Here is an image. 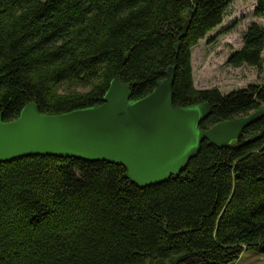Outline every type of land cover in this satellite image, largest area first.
Returning a JSON list of instances; mask_svg holds the SVG:
<instances>
[{
  "label": "trees",
  "instance_id": "obj_1",
  "mask_svg": "<svg viewBox=\"0 0 264 264\" xmlns=\"http://www.w3.org/2000/svg\"><path fill=\"white\" fill-rule=\"evenodd\" d=\"M233 0H0V114L60 115L131 99L174 69L175 107L208 104L213 125L264 108V83L222 94L194 86L191 50ZM264 16V0H254ZM251 23L226 64L264 62ZM264 256V118L223 149L201 144L184 172L140 188L106 162L29 156L0 164V264H231Z\"/></svg>",
  "mask_w": 264,
  "mask_h": 264
},
{
  "label": "water",
  "instance_id": "obj_2",
  "mask_svg": "<svg viewBox=\"0 0 264 264\" xmlns=\"http://www.w3.org/2000/svg\"><path fill=\"white\" fill-rule=\"evenodd\" d=\"M173 80L174 69L169 68L150 94L132 100L130 87L113 79L100 106L48 116L29 104L8 123L0 115V163L31 155L103 161L123 166L128 179L146 188L178 176L203 142L223 149L264 118L260 107L200 129L211 114L210 106L174 107Z\"/></svg>",
  "mask_w": 264,
  "mask_h": 264
},
{
  "label": "rangeland",
  "instance_id": "obj_3",
  "mask_svg": "<svg viewBox=\"0 0 264 264\" xmlns=\"http://www.w3.org/2000/svg\"><path fill=\"white\" fill-rule=\"evenodd\" d=\"M254 7V0H233L222 24L191 50L193 81L197 90L215 88L226 94L251 84L264 83V62L261 72L253 67L232 68L226 64L228 57L242 47L243 34L251 23L264 27V16L256 17ZM231 264H264V256L247 251Z\"/></svg>",
  "mask_w": 264,
  "mask_h": 264
},
{
  "label": "bare ground",
  "instance_id": "obj_4",
  "mask_svg": "<svg viewBox=\"0 0 264 264\" xmlns=\"http://www.w3.org/2000/svg\"><path fill=\"white\" fill-rule=\"evenodd\" d=\"M125 85H126V84H125ZM112 97H113V95L110 96V98H109V104L112 102ZM103 98H104V97H103ZM103 103H104V102H103ZM103 103H102V105H103ZM28 105H29V104H28ZM28 105H27V106H28ZM34 105H35V104H34ZM100 105H101V104H100ZM100 105H96V106H100ZM35 106H36V105H35ZM173 106H174V105H173ZM25 107H26V106H25ZM93 107H95V106H93ZM174 107H175V106H174ZM36 108H37V106H36ZM89 108H91V107H89ZM85 109H87V108H85ZM22 110H23V109H22ZM37 110H38V108H37ZM81 110H82V109H81ZM76 111H77V110H76ZM38 112H39V110H38ZM72 112H73V111H72ZM39 113H40V112H39ZM69 113H70V112H69ZM40 114H43V113H40ZM66 114H67V113H66ZM0 115H1V114H0ZM43 115H47V114H43ZM60 115H62V114H60ZM48 116H57V115H48ZM1 119H2V115H1ZM24 121H25V120H23L22 123H24ZM2 122H4L3 119H2ZM4 123H5V122H4ZM6 123H8V122H6ZM257 123H258V122H257ZM254 124H255V123H254ZM251 126H252V125H251ZM199 128H200V125H199ZM200 129H201V128H200ZM200 149H201V147H200ZM217 149H218V148H217ZM199 152H200V151H199ZM197 155H198V154H197ZM197 155H196V156H197ZM31 156H39V155H31ZM26 157H29V156H26ZM53 157H57V156H53ZM20 158H24V157H20ZM66 158H71V157H66ZM16 159H17V158H16ZM73 159H75V158H73ZM193 159H194V158H193ZM13 160H14V159H13ZM76 160H78V159H76ZM10 161H11V160H10ZM80 161H83V160H80ZM190 161H191V160H190ZM190 161H189V162H190ZM7 162H8V161H7ZM84 162H88V161H84ZM100 162H103V161H100ZM3 163H5V162H3ZM106 163H108V162H106ZM0 164H1V163H0ZM109 164H113V163H109ZM115 165H117V164H115ZM119 166H121V165H119ZM187 166H188V165H187ZM122 167H123V166H122ZM123 168H124V167H123ZM186 168H187V167H186ZM186 168H185V169H186ZM124 169H125V168H124ZM125 170H126V169H125ZM184 171H185V170H184ZM184 171H182V172H184ZM182 172H181V173H182ZM126 173H127V170H126ZM181 173H179L178 175H180ZM171 177H176V176H171ZM126 178H127V177H126ZM169 178H170V177H169ZM169 178H168V179H169ZM127 179H128V178H127ZM168 179H167V180H168ZM129 180H130V179H129ZM167 180H166V181H167ZM130 181H131V180H130ZM131 182H132V181H131ZM132 183H133V182H132ZM163 183H164V182H163ZM133 184H134V183H133ZM161 184H162V183H161ZM135 185H136V184H135ZM159 185H160V184H159ZM136 186H137V185H136ZM155 186H157V185H155ZM138 187H139V186H138ZM150 187H152V186H150ZM140 188H141V187H140ZM146 188H148V187H146Z\"/></svg>",
  "mask_w": 264,
  "mask_h": 264
}]
</instances>
